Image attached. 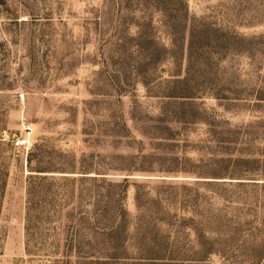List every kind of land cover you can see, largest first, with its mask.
Instances as JSON below:
<instances>
[{
  "label": "rangeland",
  "instance_id": "1",
  "mask_svg": "<svg viewBox=\"0 0 264 264\" xmlns=\"http://www.w3.org/2000/svg\"><path fill=\"white\" fill-rule=\"evenodd\" d=\"M0 264H264V0H0Z\"/></svg>",
  "mask_w": 264,
  "mask_h": 264
},
{
  "label": "built area",
  "instance_id": "2",
  "mask_svg": "<svg viewBox=\"0 0 264 264\" xmlns=\"http://www.w3.org/2000/svg\"><path fill=\"white\" fill-rule=\"evenodd\" d=\"M17 142H19V141H17Z\"/></svg>",
  "mask_w": 264,
  "mask_h": 264
}]
</instances>
